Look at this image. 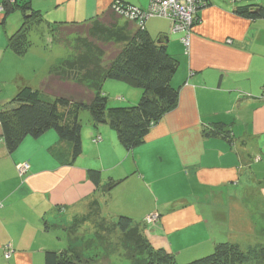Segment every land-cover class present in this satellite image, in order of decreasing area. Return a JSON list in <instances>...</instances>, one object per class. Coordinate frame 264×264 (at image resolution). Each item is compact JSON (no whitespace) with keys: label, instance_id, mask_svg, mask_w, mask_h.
Returning <instances> with one entry per match:
<instances>
[{"label":"crops","instance_id":"obj_1","mask_svg":"<svg viewBox=\"0 0 264 264\" xmlns=\"http://www.w3.org/2000/svg\"><path fill=\"white\" fill-rule=\"evenodd\" d=\"M114 1L42 0L48 21L78 22L102 14ZM119 1L141 9L149 4V0ZM209 1L196 16L189 52L180 35L170 33L166 19L146 20L150 36H167V50L178 60L172 82L179 96L176 107L133 150L126 151L108 125L94 126L85 118L82 154L71 165H63L47 151L51 145L67 151L66 143L53 132L26 138L9 152L0 127V264H43L45 250L62 244L51 236L52 229L44 230L43 222L55 223L64 216L59 225L68 224L85 214L94 199L104 215L143 220L146 214H158L159 220L147 226L146 233L157 236L156 241L180 262L212 250L223 240L219 235L223 229L229 236L226 240L239 246L241 239L248 247L264 244L262 226L233 228L244 219L239 213L243 216L249 206L257 204L259 210L264 205V19L235 13L253 0ZM9 34L3 40L5 48ZM7 67L0 73V106L22 86L39 89L24 63ZM103 88L107 96L122 97L112 99V105L134 104L140 97V90L118 81L106 80ZM214 123L225 125L231 138L204 135L203 130ZM96 135L102 141L95 144ZM25 163L28 170L20 175L17 168ZM89 168L101 170V183L108 177L122 181L109 196H102L86 175ZM119 186L125 193L111 208ZM141 191L148 193V199H140ZM129 205L136 206L133 212H128ZM6 250H10L7 259Z\"/></svg>","mask_w":264,"mask_h":264},{"label":"trees","instance_id":"obj_2","mask_svg":"<svg viewBox=\"0 0 264 264\" xmlns=\"http://www.w3.org/2000/svg\"><path fill=\"white\" fill-rule=\"evenodd\" d=\"M204 2V7L210 3L209 0ZM0 6L2 23L14 9L23 12L19 27L6 41V48L13 53H26L34 29L41 37L46 33L50 43L71 51L69 58L50 66L41 89L22 86L0 106L2 138L9 152L26 138L38 139L53 132L66 143L67 151L51 145L47 149L49 155L63 165H71L82 154V111H88L94 126L108 125L120 145L131 151L176 107L179 92L172 79L178 60L167 50V36L153 39L144 27L146 20L141 23L140 18L132 17L133 8L139 7L116 0L102 14L78 22L45 20L40 10L32 8L31 0H22L21 4L18 0H0ZM204 7L198 8L195 16ZM235 13L250 19H264V5L250 3L239 7ZM153 17L166 19L170 31V18ZM170 33L180 35L181 42L182 32ZM106 80L140 90L139 99L134 104H109L102 90ZM203 133L231 138L230 130L222 123H214ZM86 175L102 196H109L122 181L108 177L101 183V170L95 168L87 169ZM42 226L45 231L55 228L68 235L65 245L45 250L43 264H83L81 250L91 247L93 238L83 239L77 235L88 232L94 235L97 247L105 251L110 262L124 257L130 264H246L252 261L264 264V244L243 250L229 241L218 242L209 252L180 262L174 252L156 241L157 236L146 233L150 225L144 220L136 221L126 214L104 215L97 199L91 202L85 214L74 217L69 224L59 226L44 221ZM73 240L81 241L80 247L71 246Z\"/></svg>","mask_w":264,"mask_h":264},{"label":"rangeland","instance_id":"obj_3","mask_svg":"<svg viewBox=\"0 0 264 264\" xmlns=\"http://www.w3.org/2000/svg\"><path fill=\"white\" fill-rule=\"evenodd\" d=\"M19 4L22 3V0H18ZM41 3V4H40ZM253 3H256L260 5V3L264 4V0H253ZM43 2L42 0H34V2L31 0V6L33 9H38L41 11L42 16L45 20H49V16H48V9L45 8L43 6ZM42 7V8H40ZM148 8V6H147ZM145 10V9H143ZM2 13V12H0ZM23 12L21 9L16 8L14 9L12 12H10L3 23H0V61H2V64L0 66V73H5L7 71V65H14L15 67L19 68L21 66L22 63H24V66L26 68V72L27 75L30 79V81L32 83H34V85H38L37 87H39V89H41L42 86V82L45 80V78L48 75V70L50 68L51 65L57 64L59 62H61L64 59L69 58V56L71 55V51L63 46L57 45V44H52L50 43V39L49 37L46 35V33L43 34V37H41L38 34V30L34 29L29 36V39L31 41V46L29 47V49L26 51L25 54H23L21 57L20 55H17L15 53L9 52L8 50H6L5 48V44H3V40L5 42V37H6V33H10L9 35H11L18 27H19V23L21 21ZM1 16V15H0ZM53 21V20H52ZM190 39H189V44H188V49H186V52H189L190 48H191V37H192V33H193V26L191 28L190 31ZM19 56L20 58L17 59L16 57ZM39 73V74H38ZM39 78V81L37 80ZM38 83V84H37ZM40 83V84H39ZM103 88V86H102ZM104 89V88H103ZM137 90V89H134ZM141 93V92H140ZM112 99H117V100H122V97L119 96V94H113L112 96H108V101L109 104L112 105L111 100ZM85 118L89 121V123H92L91 121V117L88 113V111H82L81 112V116L80 119L81 121L84 123ZM82 123V125H83ZM158 123H156L155 125H157ZM92 141L96 144L102 141V136L101 135H96ZM115 192V193H114ZM139 192L138 196L140 197L141 200H143V198L148 199V193L145 192ZM125 193V189L122 188L121 186H119L115 191H113V194H115V197L111 203V208H113L116 204H118L122 198L120 199V194ZM132 197V195H131ZM146 203V201H145ZM225 203H227V200H225ZM107 205H110V201L107 200ZM148 205V204H147ZM130 206V205H129ZM127 206V210L129 212L130 211L133 212V209L136 208V206ZM254 208L251 206H249V209L246 208L245 210V215H241L240 213L238 214V216L244 217V219H239V221L233 223V228L237 229V228H241L243 230L245 229H249V228H258L259 226H262L261 228H264V205H262V207L260 206L259 210H256L257 208V204L256 206L253 205ZM144 208L139 209L140 211H142ZM135 214H137L138 212H134ZM133 215V214H131ZM136 216V215H135ZM64 217V216H63ZM63 217H58L57 221L55 222L57 225L60 224L61 219H63ZM61 218V219H60ZM136 221H140L141 218L136 217L135 218ZM144 222L148 225L152 224V222H155L157 220H159V216L158 214H156L155 212H151L149 214H146V216H144ZM60 221V222H59ZM71 222V221H70ZM69 222V223H70ZM68 223V224H69ZM260 224V225H259ZM63 225V224H62ZM65 225V224H64ZM60 226V225H59ZM90 229L93 230V227L90 225ZM221 229V227H220ZM91 231V230H90ZM52 232V233H51ZM50 232V234H52L51 236L53 237H59L62 241V244L65 245V243L68 240V235L66 234L65 231H60L58 229H52V231ZM219 234V233H218ZM220 236H223V240L222 241H227L226 239H229L228 234L225 233V230L223 229L221 234H219ZM77 236H82V238H93V243L92 246L87 248V249H83L81 250V255L83 257V264H130L128 262V260H126L124 257H120L119 261L116 260H112L113 262L108 261V259H106L104 253L105 251L103 249H101V247H97L96 244H98V241L94 238V235L91 233H85V234H78ZM56 240V238H53V241ZM241 248L243 250H247L249 247L247 246V243L241 239ZM83 243V241H82ZM81 245V241H76L73 240V242L71 243V246H79ZM84 246V244H83ZM111 247V245H109V248ZM180 263V262H179ZM246 264H256L254 263V261L252 262H248Z\"/></svg>","mask_w":264,"mask_h":264},{"label":"built area","instance_id":"obj_4","mask_svg":"<svg viewBox=\"0 0 264 264\" xmlns=\"http://www.w3.org/2000/svg\"><path fill=\"white\" fill-rule=\"evenodd\" d=\"M205 5L204 0H150L148 8L145 10L134 7L132 17L140 18L141 23L155 15L170 18V31L182 32L181 42L185 49H188L190 31L196 22V10ZM2 10V6H0V12ZM17 170L20 175H23L28 170V164H21ZM9 256L10 250H6L4 258L7 259Z\"/></svg>","mask_w":264,"mask_h":264},{"label":"water","instance_id":"obj_5","mask_svg":"<svg viewBox=\"0 0 264 264\" xmlns=\"http://www.w3.org/2000/svg\"><path fill=\"white\" fill-rule=\"evenodd\" d=\"M168 40L165 41V43H167Z\"/></svg>","mask_w":264,"mask_h":264}]
</instances>
